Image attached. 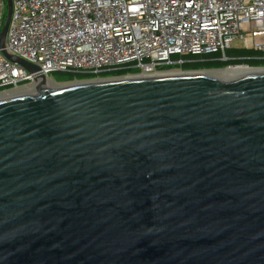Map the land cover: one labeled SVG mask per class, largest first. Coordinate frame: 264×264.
<instances>
[{
    "label": "water",
    "instance_id": "1",
    "mask_svg": "<svg viewBox=\"0 0 264 264\" xmlns=\"http://www.w3.org/2000/svg\"><path fill=\"white\" fill-rule=\"evenodd\" d=\"M198 71L0 99V264H264V72Z\"/></svg>",
    "mask_w": 264,
    "mask_h": 264
},
{
    "label": "built area",
    "instance_id": "2",
    "mask_svg": "<svg viewBox=\"0 0 264 264\" xmlns=\"http://www.w3.org/2000/svg\"><path fill=\"white\" fill-rule=\"evenodd\" d=\"M5 9L0 0V33ZM231 47L264 53V0H11L0 92L33 88L35 75L53 80V72L83 74L81 81L181 73L183 56L224 58Z\"/></svg>",
    "mask_w": 264,
    "mask_h": 264
},
{
    "label": "trees",
    "instance_id": "3",
    "mask_svg": "<svg viewBox=\"0 0 264 264\" xmlns=\"http://www.w3.org/2000/svg\"><path fill=\"white\" fill-rule=\"evenodd\" d=\"M174 57H178L175 55ZM185 62L180 66L182 71H197L221 68L230 65L242 64L247 67H264V53L246 48H227L224 51V58L220 53H204L201 55L183 56ZM166 68V67H163ZM172 68V67H167ZM125 71H111L103 74V76L122 75ZM52 78L57 83L70 82L73 80H82L83 74L71 72H53Z\"/></svg>",
    "mask_w": 264,
    "mask_h": 264
},
{
    "label": "bare ground",
    "instance_id": "4",
    "mask_svg": "<svg viewBox=\"0 0 264 264\" xmlns=\"http://www.w3.org/2000/svg\"><path fill=\"white\" fill-rule=\"evenodd\" d=\"M254 72V71H258V72H264V68H259V67H247V66H236V67H228V68H224V69H210V70H201L198 71V74H204L206 76H215L219 79H227V78H231L234 76H238L240 74H243L245 72ZM169 74H179L177 72H171ZM49 88H54L57 87L59 85H57L53 80L49 79L48 83H47ZM35 88H29V89H15V90H11V91H6V92H0V99H5V98H9V97H14V96H19V95H26V94H30L33 93L35 90Z\"/></svg>",
    "mask_w": 264,
    "mask_h": 264
},
{
    "label": "rangeland",
    "instance_id": "5",
    "mask_svg": "<svg viewBox=\"0 0 264 264\" xmlns=\"http://www.w3.org/2000/svg\"><path fill=\"white\" fill-rule=\"evenodd\" d=\"M6 13H7V5H6V9H5V12H4V14H3V16H4V21H5V19H6ZM259 68H264V67H259ZM175 73V72H174ZM74 81V80H73ZM73 81H70V82H62V83H57V85H64V84H68V83H71V82H73Z\"/></svg>",
    "mask_w": 264,
    "mask_h": 264
}]
</instances>
